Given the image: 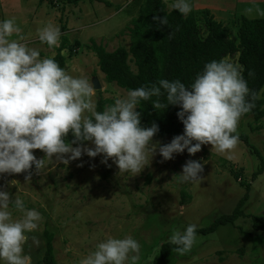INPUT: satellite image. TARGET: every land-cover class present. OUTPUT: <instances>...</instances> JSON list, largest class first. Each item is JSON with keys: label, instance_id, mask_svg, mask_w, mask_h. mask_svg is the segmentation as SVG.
<instances>
[{"label": "rangeland", "instance_id": "374dc122", "mask_svg": "<svg viewBox=\"0 0 264 264\" xmlns=\"http://www.w3.org/2000/svg\"><path fill=\"white\" fill-rule=\"evenodd\" d=\"M107 1L110 7L97 0L76 5L66 4L64 0L41 5L38 0H0V20L15 18L21 32L9 39L27 43L40 52L41 58H52L55 50L39 41L37 29L48 23L58 26L60 39L66 37L73 50L62 52L66 72L87 78L92 84L97 80L100 89H94V104L99 95L114 102L127 91L105 81L89 46L93 41L107 52L118 47L128 50V29L138 15V8L135 0ZM163 2L167 11H171V0ZM191 3L197 23L204 31L209 13L204 7L195 6L193 0ZM238 6L235 14L214 15L223 21L228 17L264 19V0L242 1ZM224 23L230 38L238 44V22ZM225 59L238 64L237 55ZM129 66L136 72L130 61ZM260 97H264V87ZM234 134L246 135L248 143L240 141L231 160L211 150L210 145H202L201 151L192 156L185 150L168 161L157 150L152 158L149 155L139 174L119 172L111 159L107 164L102 163V155L89 158L84 154L67 165L55 157L52 163L45 160L47 167L40 172L33 166L20 174H0V190L8 192L10 199L15 196L22 199L27 209L37 210L42 217L37 230L27 234L24 253L31 257L32 264H42L44 233L48 232L52 235L57 264H80L81 259L106 239L131 236L140 244L138 264H152L161 243L168 241L174 231H183L193 223L197 229L205 228L218 217L230 214L244 197L243 213L261 214L264 211V119L254 124L250 118H240ZM172 138L155 135L152 142L165 145ZM84 146L94 147L90 142ZM33 155L37 159L45 156L41 150H34ZM188 160L203 164L201 181L181 183L175 177L182 173ZM26 176H30V181H26ZM12 211L13 218L18 219L21 214ZM239 228L253 233L250 219L240 218L233 227L219 228L207 237L196 236L188 253L172 254L173 264H264V244L253 254L251 241L241 235Z\"/></svg>", "mask_w": 264, "mask_h": 264}, {"label": "clouds", "instance_id": "9594fccd", "mask_svg": "<svg viewBox=\"0 0 264 264\" xmlns=\"http://www.w3.org/2000/svg\"><path fill=\"white\" fill-rule=\"evenodd\" d=\"M169 6L183 16L192 11L191 0H171ZM153 21L159 27L168 24L163 16H153ZM20 32L15 18L0 20V174H20L33 166L40 172L47 167L45 160L52 163L55 157L67 165L82 154L89 158L102 155L101 162L107 164L111 159L119 172L139 174L157 150L168 161L185 150L192 156L202 145H210L229 160L234 158L240 143L234 134L239 120L255 107L251 102L255 94L250 93L240 65L223 58L212 60L190 85L160 79L129 89L101 112L96 110L95 90L87 78L74 77L53 58H41L27 43L9 39ZM36 35L49 48L59 47L58 26L45 24ZM149 100L157 112L169 106L180 108L177 117L183 124L182 135L165 145L152 142L159 128L155 123L142 127L137 111L141 101ZM85 142L94 147L84 146ZM34 150H41L44 158L37 159ZM202 172L201 162L188 160L175 177L181 183H195L201 181ZM25 179L30 181V176ZM12 210L21 214L18 219ZM41 220L40 213L27 209L22 199H10L8 192L0 190V264H32L23 246ZM196 231L197 225L189 224L183 231H174L168 243L179 254L188 253ZM139 258V242L127 236L97 244L80 264H138Z\"/></svg>", "mask_w": 264, "mask_h": 264}, {"label": "trees", "instance_id": "16d2710c", "mask_svg": "<svg viewBox=\"0 0 264 264\" xmlns=\"http://www.w3.org/2000/svg\"><path fill=\"white\" fill-rule=\"evenodd\" d=\"M83 1L85 0H64L69 5ZM97 1L106 7L111 6L107 0ZM38 2L41 5L51 3V0H38ZM134 4L138 8V15L130 22L128 50L118 47L112 52H107L104 47L93 41L89 46L98 60L99 71L104 75L107 83L115 84L125 91L140 86H150L160 79L180 80L187 86L194 81L198 73L203 71L206 63L237 55V63L242 68V75L247 81L250 93L255 94V99L251 100L255 107L241 118H250L254 124L264 119V97H260L264 87V19L240 18L237 25L238 44H236L230 38L228 28L214 20L210 14L205 19L204 31H202L194 11L187 16L174 10L167 11L163 0H135ZM153 16L166 17L168 24L159 27L153 21ZM53 49L55 55L52 58L66 71V58L62 52L70 49L67 38L61 37L59 47ZM129 61L133 63L136 72L131 70ZM249 72L252 73L251 76ZM161 101L166 103L164 97H161ZM113 103L112 100L103 99L99 95L95 104L96 110L102 112L106 106ZM137 111L141 113V126L151 127L155 123L159 128L156 134L159 137H175L183 133V124L177 117V112L180 111L178 106H169L157 112L149 100L141 101ZM238 136L241 142L248 143L246 135ZM67 139L73 140L70 133ZM245 198L237 203L230 214L222 215L207 227L197 229L196 236L207 237L219 231V228L235 226L240 218H248L253 233L244 232L241 228L239 231L241 235L249 238L252 252L256 254L257 247L264 244V211L259 215L246 216L243 213ZM44 237L45 250L42 264H57L52 235L45 232ZM175 247L168 241L161 243L152 264H173L172 254H179L175 251Z\"/></svg>", "mask_w": 264, "mask_h": 264}, {"label": "crops", "instance_id": "0c3cea01", "mask_svg": "<svg viewBox=\"0 0 264 264\" xmlns=\"http://www.w3.org/2000/svg\"><path fill=\"white\" fill-rule=\"evenodd\" d=\"M242 1L248 0H202V3L198 2V0H193L194 5L202 6L209 12V14L217 21L221 22L225 25L224 22L230 23L233 25L234 22H239L240 18L231 20L229 17L226 21L220 16L214 15L215 13H222V14H235L239 10V4H242ZM253 1V0H252ZM263 1V0H262ZM246 13V12H245ZM238 25V23H236ZM226 26V25H225Z\"/></svg>", "mask_w": 264, "mask_h": 264}, {"label": "water", "instance_id": "95a60500", "mask_svg": "<svg viewBox=\"0 0 264 264\" xmlns=\"http://www.w3.org/2000/svg\"><path fill=\"white\" fill-rule=\"evenodd\" d=\"M93 87H94L95 90L100 89V86H99L97 80H94V81H93Z\"/></svg>", "mask_w": 264, "mask_h": 264}]
</instances>
